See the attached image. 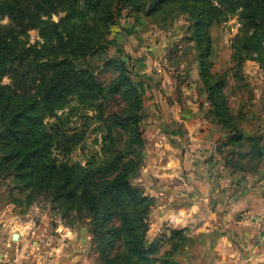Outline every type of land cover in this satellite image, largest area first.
Listing matches in <instances>:
<instances>
[{"label": "rangeland", "instance_id": "rangeland-1", "mask_svg": "<svg viewBox=\"0 0 264 264\" xmlns=\"http://www.w3.org/2000/svg\"><path fill=\"white\" fill-rule=\"evenodd\" d=\"M64 16L61 12L51 20L57 23ZM219 18L221 21L213 20L208 27L201 28L199 45L194 19L186 13L168 10L147 16L133 7L122 9L109 27L104 49L78 63L82 68L88 67L96 85L103 89L102 94L92 101L74 94L71 99L80 98L82 102L70 116L67 115L69 108L77 101L57 111L62 117L60 122L53 118L43 120L44 125H54L60 130V148H53V153L60 152L59 161L80 166L92 162L93 168L101 167L111 158L105 151L121 146L124 140V133L111 124V116L122 115L127 108L119 96L105 94L118 75L120 64H124L142 97V143L138 147V166L129 183L148 206L145 236L155 251L148 255L152 262L148 259L139 264H198L187 256L197 253L202 239L188 236L186 229L172 225H163L151 234L149 230L158 221L156 210L166 202L170 206L172 200L168 195L173 184L180 185L173 182V177L163 175L171 171L180 173L183 167L181 148L178 151L173 148L169 136L176 126L164 112L166 106L181 98V103L186 106L193 103L206 118L214 120L215 110L208 100L210 91L203 85L205 79L199 67L201 54L210 74V84L220 86L215 102L222 105V118L229 120L228 128L218 125L220 130L216 133L212 155L223 163L229 161L230 168L239 174L258 167L256 152L264 151V37L257 46L260 57L245 59L244 56L243 61H238L233 46L240 34L241 19L236 12L228 10ZM7 23L8 19L0 16V26ZM23 39L29 45L44 43L38 29L29 31ZM10 83L7 76L1 79L0 85ZM163 96L166 98L161 99ZM69 135L76 142L68 145L71 149L68 152L61 139ZM108 136L115 139V146L110 144ZM10 181H0V264H105L99 240L90 234L86 225L88 220L63 218L57 205L44 200L30 204L27 199L23 200V193L5 187L12 185ZM8 240L11 245L5 246Z\"/></svg>", "mask_w": 264, "mask_h": 264}, {"label": "trees", "instance_id": "trees-1", "mask_svg": "<svg viewBox=\"0 0 264 264\" xmlns=\"http://www.w3.org/2000/svg\"><path fill=\"white\" fill-rule=\"evenodd\" d=\"M127 7L147 16L168 10L190 15L199 45L203 26L221 21L225 10L236 12L242 23L233 46L238 61L244 56L260 57L257 46L264 37V0H0V16L8 19L7 25L0 26V82L7 76L11 79L10 85H0V181L11 179L12 185L5 187L23 193V200L30 204L44 200L57 205L63 218L88 220L86 225L99 240L105 264H139L149 261L148 255L155 252L145 236L148 206L129 183L138 166L142 143V97L128 70L120 64L105 94L119 96L127 108L122 115L111 116V124L124 133V140L120 148L105 151L111 158L97 169L92 162L80 166L59 161L60 152L53 153V148H60V130L44 125L43 120L60 122L57 111L77 101L69 108L70 116L82 102L80 98L71 99L74 94L86 101L102 94L88 67L78 63L104 49L109 27ZM61 12L65 16L53 22L51 17ZM34 29L39 30L43 44L29 45L23 39ZM203 58L201 54L199 67L215 110L212 122L228 128L222 105L215 102L220 86L210 84ZM63 138L69 152L68 145L73 146L76 139L70 135ZM108 138L115 146V139ZM263 153L256 152L258 166Z\"/></svg>", "mask_w": 264, "mask_h": 264}, {"label": "crops", "instance_id": "crops-1", "mask_svg": "<svg viewBox=\"0 0 264 264\" xmlns=\"http://www.w3.org/2000/svg\"><path fill=\"white\" fill-rule=\"evenodd\" d=\"M164 112L176 126L169 136L173 148H181L183 167L163 175L180 185L173 184L170 206L156 210L149 234L163 225L186 229L202 239L187 256L198 264H264V153L258 167L234 173L212 155L220 126L198 106L177 98Z\"/></svg>", "mask_w": 264, "mask_h": 264}, {"label": "water", "instance_id": "water-1", "mask_svg": "<svg viewBox=\"0 0 264 264\" xmlns=\"http://www.w3.org/2000/svg\"><path fill=\"white\" fill-rule=\"evenodd\" d=\"M13 239H14V240L16 239V235H14Z\"/></svg>", "mask_w": 264, "mask_h": 264}]
</instances>
